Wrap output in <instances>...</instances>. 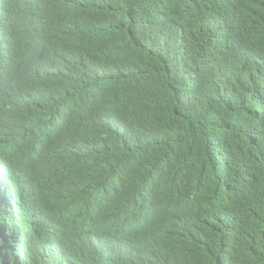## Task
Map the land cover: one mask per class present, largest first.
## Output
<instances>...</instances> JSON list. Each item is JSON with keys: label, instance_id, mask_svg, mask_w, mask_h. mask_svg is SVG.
<instances>
[{"label": "trees", "instance_id": "obj_1", "mask_svg": "<svg viewBox=\"0 0 264 264\" xmlns=\"http://www.w3.org/2000/svg\"><path fill=\"white\" fill-rule=\"evenodd\" d=\"M55 7L107 23L106 74L48 22ZM26 10L0 0V172L19 176L23 193L4 201L0 178V264L45 255L14 206L38 215L66 202L76 215L66 234L81 239L103 216L101 193L114 210L97 227L118 223L130 243L108 264H264V120L252 98L264 80V0H45L40 22ZM120 89L136 113L135 130L122 128L137 135L109 125ZM156 169L180 184L147 196H202L214 209L208 236L177 238L171 258L154 233L131 229L128 198Z\"/></svg>", "mask_w": 264, "mask_h": 264}, {"label": "clouds", "instance_id": "obj_2", "mask_svg": "<svg viewBox=\"0 0 264 264\" xmlns=\"http://www.w3.org/2000/svg\"><path fill=\"white\" fill-rule=\"evenodd\" d=\"M45 0H24L27 8L26 12L31 19L38 16L35 11V5L43 3ZM32 6V8H31ZM51 16L48 22L54 26V29L65 31L68 37L67 44L78 48L79 53L86 54L88 57H94V69L101 74H106L103 69L110 62L111 50L114 44L109 42L107 36V23L100 21L85 20L80 12L72 11L68 8L58 9L57 7L50 10ZM39 22L41 17L38 16ZM74 34L76 37L71 35ZM260 45L264 44V37L260 39ZM258 68L264 67L262 63H256ZM117 87V86H115ZM117 103H114V110L108 115L109 125L126 135H137L138 133L129 134L122 127L134 129L135 111L131 108V101L128 100L124 90L116 92ZM256 113L264 120V80L259 91L252 97ZM261 137H257V143L264 146V127L257 131ZM141 133V132H140ZM147 135L145 133H142ZM124 160H128L125 158ZM128 163V162H127ZM125 163V164H127ZM159 169L149 172L146 178L136 187L134 192L128 198L129 217L131 229L134 236L139 238L142 232L156 235L157 243L162 252L168 253V257L177 256L171 253L175 240L181 236L193 235L198 237V241L203 239L204 227L213 218L214 209L211 208L208 201L202 196L186 195L180 198H172L163 201L161 196H147L151 191H167V193L177 187L178 181L169 180L159 181ZM10 174V177L8 176ZM15 174L7 169L0 172V178L7 183L2 192L4 201L16 199L23 196L22 191L16 189V184L22 187L21 179L14 178ZM159 182V183H157ZM29 194L31 195L30 191ZM109 194L101 193L102 205L97 216L103 215L98 219L96 227L92 226L89 235L78 239V243H71L72 238L66 234L67 227L76 222V215L73 208L66 202L59 201L50 211L40 213V227L43 232L50 234L52 237L62 241L64 251L55 252L45 248V255L39 257L41 264H67L82 258L81 255L89 259H107L111 253L119 254L130 250L129 239L126 240L125 229L118 223L110 222L102 227H97L100 220L103 219L112 208V200ZM116 204V203H115ZM23 210L13 207L14 217L20 214L24 223L28 225L27 213L30 205H24ZM19 210V212H18ZM197 244V243H196ZM77 245L80 247L75 250ZM103 247V250L99 249ZM110 246L116 249L110 250ZM124 248V249H119Z\"/></svg>", "mask_w": 264, "mask_h": 264}, {"label": "bare ground", "instance_id": "obj_3", "mask_svg": "<svg viewBox=\"0 0 264 264\" xmlns=\"http://www.w3.org/2000/svg\"><path fill=\"white\" fill-rule=\"evenodd\" d=\"M16 189L18 191H22V187L19 186V185L16 186ZM27 219H28V229H27L26 232H27V235H28V238H29V246H30V248H32L34 250H37V247L39 246L40 241H43V243L46 245L45 247L47 249L57 252L58 249L61 246L60 242H62V241L57 239V238H54L50 234L42 231V229L40 227V217L38 215H35L33 213H29L28 212L27 213ZM70 242L74 243V244H77L78 243V239L77 238H72L70 240ZM76 248H80V247L77 245ZM99 249L103 250V247L99 246ZM165 255H168V253H165ZM80 262L82 264H85L86 260L83 259V258H80ZM36 263L39 264V262H36ZM89 263H91V264H108V262L105 259H90ZM67 264H69V263H67Z\"/></svg>", "mask_w": 264, "mask_h": 264}, {"label": "rangeland", "instance_id": "obj_4", "mask_svg": "<svg viewBox=\"0 0 264 264\" xmlns=\"http://www.w3.org/2000/svg\"><path fill=\"white\" fill-rule=\"evenodd\" d=\"M205 234V233H204ZM206 236H208L207 234H205ZM203 238H204V235H203ZM195 243H198V242H195Z\"/></svg>", "mask_w": 264, "mask_h": 264}]
</instances>
